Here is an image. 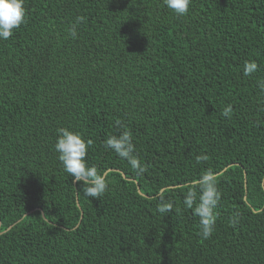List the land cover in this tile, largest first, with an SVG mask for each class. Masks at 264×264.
<instances>
[{"label": "trees", "instance_id": "16d2710c", "mask_svg": "<svg viewBox=\"0 0 264 264\" xmlns=\"http://www.w3.org/2000/svg\"><path fill=\"white\" fill-rule=\"evenodd\" d=\"M24 7L0 40V264H264V0H192L186 16L163 0ZM58 128L93 141L99 199L64 171ZM125 130L142 175L104 145ZM207 170L222 198L205 240L183 201Z\"/></svg>", "mask_w": 264, "mask_h": 264}, {"label": "clouds", "instance_id": "9594fccd", "mask_svg": "<svg viewBox=\"0 0 264 264\" xmlns=\"http://www.w3.org/2000/svg\"><path fill=\"white\" fill-rule=\"evenodd\" d=\"M163 3L177 16H186L190 11L192 0H163ZM25 16L24 0H0V40L10 39L14 29L19 28L24 23ZM84 20L85 17L83 16L77 17L75 24L67 29L71 38H78L77 25ZM257 70L258 65L255 61H245L243 66L244 76H250ZM259 87L264 91V82H261ZM232 113L233 106L228 104L223 108L221 114L225 118L231 119ZM92 144V140H85L79 132H73L68 128L57 129L55 151L59 153L58 159L62 163L64 171L74 178L75 182L84 185L83 195L86 198L99 199L108 188V180L106 173L100 172L95 165L88 163V150ZM104 145L107 149L114 151L118 157L126 160L137 175H142L147 171V166L142 163L140 157L136 154L130 130H125L119 135L109 136L104 141ZM207 160L206 155L196 157L197 163ZM218 182L219 176L215 172L205 171L199 179L190 182L189 190L183 201L185 207L194 209V215L199 217L200 235L205 240L212 236L217 222L218 213L216 209L222 198ZM136 194L140 198L144 196L142 191H138ZM157 209L160 213H169L172 211V203L162 199L157 205ZM252 212L256 214L254 208ZM40 219L46 223L49 222L47 215L41 216ZM230 222L233 225L237 224L239 213L234 214Z\"/></svg>", "mask_w": 264, "mask_h": 264}, {"label": "water", "instance_id": "95a60500", "mask_svg": "<svg viewBox=\"0 0 264 264\" xmlns=\"http://www.w3.org/2000/svg\"><path fill=\"white\" fill-rule=\"evenodd\" d=\"M0 227H1V226H0ZM11 228H13V226H12V227H10V229H11Z\"/></svg>", "mask_w": 264, "mask_h": 264}]
</instances>
